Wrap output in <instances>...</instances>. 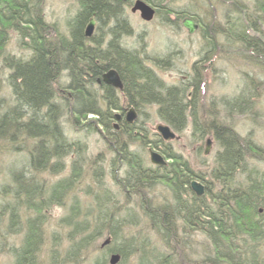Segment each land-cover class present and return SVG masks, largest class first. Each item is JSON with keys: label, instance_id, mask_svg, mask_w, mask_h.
Masks as SVG:
<instances>
[{"label": "trees", "instance_id": "1", "mask_svg": "<svg viewBox=\"0 0 264 264\" xmlns=\"http://www.w3.org/2000/svg\"><path fill=\"white\" fill-rule=\"evenodd\" d=\"M201 1L204 4L206 0ZM42 2L0 0V55L10 33L18 36L20 48L32 52L28 60L14 57L16 61L12 65L8 63V54L0 57L2 69L9 65L7 79L14 94L10 95L11 99L13 97L11 108L0 110V139L13 144L14 152L23 148L27 152L22 156L24 161L18 173L12 175V191L5 194H10V201L3 200L0 213L13 210L16 205L30 209L34 206L38 210L46 209L51 203L63 205L72 191H83L89 198L86 208H79L80 200L69 197L73 204L60 219L59 228L69 229L66 234L69 245L60 249V259L50 254L47 264H77L79 253L88 252V247L102 236H109L110 241L102 248L93 245L95 254L91 264H109V256L113 253L120 256L116 264H128L130 260L132 264H264V245L261 244L264 238V172L249 163L254 158L257 163L264 162V149L249 139H241L228 122L233 115L243 114L242 107L247 108L248 118L255 116L254 103L259 96L256 91L260 82L248 75L249 92L211 101L203 109V99L196 98L198 84L191 89L184 83H176L175 89L164 90L163 81L149 69H143L134 57L112 52L111 42L104 48L101 32L85 37L84 24L92 13L103 25H110L113 35L120 31L131 33L124 19V6L132 0H77L74 13L66 19L64 31L45 22L40 9ZM243 7L242 1L241 4L234 2L228 11L222 10L219 23L211 17L209 22H203L198 13L166 10L176 15L174 24H178L180 17L192 16L205 41L213 43L221 36L229 46L236 44V59L245 60L264 75V0H251L248 12H243L241 18ZM167 11L161 10V13L164 15ZM166 21L165 18L163 23ZM85 41L89 42L87 46ZM125 62L129 64L128 79L123 76L129 105L138 109L154 104L157 117L176 131L182 130L189 118L193 125L192 137L198 142L208 135L213 138L216 151L206 177L199 171L194 172L181 158L180 164L179 156L174 158L167 144L163 146L162 143L161 152L171 156L172 162L165 167H145L141 157L126 147L133 143V129L125 134L112 129V111L120 104L116 90L104 83H101L103 91L100 93L98 88L90 93L87 87L97 85L101 72L110 67H117L122 76L119 63ZM64 72L69 76V88L74 97L73 106L66 115L56 111L48 101L50 87L53 92V85ZM62 118L74 121L70 129L73 142L65 138ZM132 126L143 133L140 138L143 147L148 128L145 130L138 123ZM106 131H110L108 135L112 137L107 146L114 147L115 159L122 164L118 166L121 173H112L114 191L103 185V167L94 165L98 156L91 160L83 151L88 135L96 132L101 136L100 133ZM19 135L23 143L34 140L32 146L10 142ZM121 136L123 141L118 140ZM70 155L73 158L68 175L52 183L35 179L34 173H60L65 158ZM24 166H28V174L22 171ZM78 170L85 174L80 176ZM86 176H90L91 186L84 183ZM191 179L205 185L202 196L197 197L190 191ZM43 216L40 214L36 223L27 219L20 245L9 250L12 264L40 263L33 252L40 250L39 244L44 237L42 223L46 218L42 219ZM17 218L13 213L7 215L4 233L2 230L1 233H17L12 232L19 228ZM134 228L136 230H132Z\"/></svg>", "mask_w": 264, "mask_h": 264}, {"label": "rangeland", "instance_id": "2", "mask_svg": "<svg viewBox=\"0 0 264 264\" xmlns=\"http://www.w3.org/2000/svg\"><path fill=\"white\" fill-rule=\"evenodd\" d=\"M76 1L77 0H43L40 9L44 14L45 22L48 25H56L58 29L64 31L66 19L71 16V14H73L76 9ZM157 1L171 9L180 11L182 10L186 12L189 11L193 14L198 13L199 18H203V22H209L211 17L216 23L222 21V10L228 11L227 8H229L231 4L237 1L239 2V4H241L242 1V4L244 6L243 10H240V16L241 18H243V12H248L251 2V0H206L205 3L202 4L201 0ZM208 11L212 14L205 15L206 13L204 12ZM126 13L128 15L127 18L129 21V25L133 30V33H130L132 36H125V38L122 39L126 41V44L129 42L128 44L130 46H135V41H137L136 34L139 32L140 40H143L145 42L144 46H146V51L149 52L148 54H150L151 56H155L152 54L162 52L164 50V44L166 41H172L176 43L177 46H173V48L176 50V53L173 52L172 54L173 66L175 69L171 70V75L174 74V77L172 76L173 79L176 75H178V73H180L179 71L184 72L185 69L189 70L190 64L195 59L202 58L203 61H207L209 60V58H211V56L216 55V58L208 63L211 68V72L210 70H208V73H206L205 86L203 87V91L201 92L202 97L205 100L204 106L202 107L203 109L207 108V106L211 104V101L218 102L222 97L229 98L232 96H237L241 93L249 92V89L251 87L249 84V76L254 77L257 81H259L261 84L257 88V94L259 96L256 98L254 103V108L256 110L255 116L248 118L247 108L245 109V107H242L241 109L243 110V114L233 115L232 119H229L228 122L232 125L233 129L241 139H249L256 146L264 149V75H262L259 71H255V69H253L251 65L244 62L245 60L239 61L231 57H234V52H232L231 47H238L236 44H231L232 46H229L228 42L222 39L221 36H217V39L213 43L207 45L206 41L203 39V37H201V31H196L192 34L187 33L183 26L180 25V20L182 19V17H180L178 21V26L180 28H175L172 23H168V25L163 23L164 18L161 14H156L155 18L147 23L140 20L137 13H130L129 10H127ZM164 15L167 17L166 14ZM13 35L14 34L11 33L8 35V42L4 47V50H2V54L0 55V57L3 58L5 56L4 54H11L15 57H27V52H23L20 49V47L17 45V38L15 35ZM180 51L184 52L183 57L177 55V53ZM192 52H196V54H192ZM199 65L202 68L201 63ZM166 70L167 71L163 73V77L165 79H170L171 76H169L168 74L169 70ZM245 74H247V76ZM6 75L7 72L2 69L0 63V107L2 108L5 107L4 104H13V97L12 99L10 97L11 88L9 87ZM175 79L178 80L177 78ZM62 81L63 78H60L57 83H60ZM91 86L93 85H90L89 87L91 88ZM54 87L57 90L60 89V87L57 85H55ZM120 104L123 103L120 101ZM143 106L145 107H143V111L141 113L137 114L135 124H143L145 121V125L147 124L146 126L148 128V131H150L152 130L153 126L156 123L161 122V120L157 117L156 112L154 111V108H156L155 105L150 106L147 109H145L146 104ZM117 111L118 110L112 111V114ZM72 121H68L66 118H62L61 125L65 129L64 133H68V130L71 129V126H73L74 124V121ZM110 124L111 126L115 124V120L113 118L111 119ZM192 126L193 125L188 118L184 128L182 130H179L177 133L180 138L178 140L169 142L168 150L176 152L174 154V158L178 157L179 154L182 160H185L194 172L199 171L205 174L204 177H206V175H208L209 173L210 167L213 164L216 144L213 141L208 155H203L206 137L202 141L198 142L195 137H192ZM112 129L117 131L115 128H113V126ZM151 132L152 131L149 132L150 137ZM105 133H107V135H105ZM105 133H100L101 136L96 132L88 135L87 138L84 139L83 151L85 156L90 157L91 160L95 159L94 157L98 155V159L95 160L94 165L95 167H103L102 171L105 174L103 185L114 191L116 186L112 180V173H121V170L118 171L119 167L118 162L115 159V154H113V151L111 149L107 148L106 142L103 139L104 137L107 141H109L112 138L109 136L110 131H106ZM29 136L30 135H28V137ZM70 136L73 135L69 134V137ZM21 138L22 136L19 135L15 140H10V142L14 143V145H18L20 144V142L23 143V140H21ZM136 138L138 137L133 136L131 138L133 139V143H131L132 148L135 149V153L141 157L142 163L145 166L151 165L149 162L148 153L149 146L143 143L144 146L142 147L140 141L136 140ZM24 143H26L27 146L31 147L34 143V140L29 139L27 141H24ZM24 143L22 145H24ZM12 145L13 144H10L5 139H0V204L7 200L10 201V194H8L9 196L5 195L12 191L13 185L9 180L14 173H18V170L21 167L22 162L24 161L22 156L25 153L27 154L25 148H23V150H21L20 152H14V148H12ZM163 148L164 147L161 145L160 147L153 149L161 152ZM250 157H254V155H251ZM72 158L73 156H68L65 158L64 169L60 173L56 175H52L48 172L40 174L34 173L35 179L37 181L52 183L58 180V178L68 175L71 164H68V161H70ZM174 160H177V158ZM249 163L251 166L256 167L258 168V170L264 172V162L257 163L256 159L254 158L250 159ZM23 165H26V163H24ZM23 170L27 172L28 166H24L22 171ZM78 174L82 176L85 173H81L80 170ZM24 177L27 178L28 175H24ZM89 178L90 176H86L84 178V183H87L91 186ZM5 186H7V189L4 192L3 188ZM81 188H84V184ZM156 193L158 196L162 195V192H160L159 194L158 192ZM69 197H73L76 201L77 199L78 201L80 200L79 208H86L89 198L85 196L82 190L77 189L75 191H72ZM69 197H67V200L64 201L65 203L63 205H56L51 203L47 205L48 207L46 209L43 210H38V208L34 206H32L33 209L24 207V205L14 206V211L12 213L14 215L17 214L18 220H21L19 228H16L12 231L17 232L15 234L12 233L9 235L1 233V230L4 233V224L6 223L8 215V210L2 211L0 213V264L13 263L12 253L9 250L20 245L21 237L26 232V222H24V220L29 218L32 223L39 222L37 217L40 214L44 215L42 219L46 218V220L44 223H42L44 237L39 244L40 250L35 249L33 252V254H35L36 261L37 263L40 262L39 264H47V261L50 258V254H53L54 256H57L58 259H60V249L63 247H67L70 242L68 239H66V234L69 229L59 228L60 219L65 216L67 209L71 204ZM47 203L48 202H46V204ZM260 210L262 211L261 207ZM132 230H136V228ZM52 235H54L55 237L52 238ZM104 239L105 236H102L94 244L88 247V252L85 251V253H79L77 264H91L92 256L93 254H95V251H93V245L99 246L104 241ZM261 244L264 245V238L261 239ZM197 246L201 247L202 245L197 244ZM55 253H58L59 256ZM199 253L198 256L202 254ZM194 258H197V256H195ZM133 260L135 261L134 258ZM127 263L132 264L133 262L132 260H130Z\"/></svg>", "mask_w": 264, "mask_h": 264}, {"label": "bare ground", "instance_id": "3", "mask_svg": "<svg viewBox=\"0 0 264 264\" xmlns=\"http://www.w3.org/2000/svg\"><path fill=\"white\" fill-rule=\"evenodd\" d=\"M94 19H95V22H96V24H97V30L99 31V33L103 30V29H106V30H108L107 32H106V39L105 38H103L102 37V41L104 42V43H106V45L107 46H109V44H110V41L111 40H113V41H120L121 43L120 44H116L115 46H112L111 47V49H112V52H119V53H122V54H124L125 56H128V57H134L135 58V60L137 61V62H139L140 64H141V66L143 67V69L145 68V69H147L148 70V67H147V63H148V59L150 58V54H148L149 52H147L146 51V46H145V48L143 47V46H141V45H138V44H135V46H130L128 43L126 44L125 42L126 41H124V40H122L123 38H125V36H129V35H131L130 33L129 34H126L125 32H123V31H120L117 35H113L111 32H110V30L112 29V28H109V26L110 25H107V26H105V25H103L99 20H98V18L96 17V15L94 16V13H92V15H91ZM90 17V16H89ZM165 24H167L168 25V23H172L171 21L169 22L168 20L166 21V22H164ZM89 24V21H87L84 25H85V27H87V25ZM34 25L35 26H38V28H40V26L39 25H37L36 23H34ZM93 25H94V21H93ZM92 25V26H93ZM172 25L176 28H178V26L176 25V24H174V23H172ZM31 27V26H30ZM51 32V30H50V28L48 29V32ZM118 31V30H117ZM14 35L16 36V34L14 33ZM13 35V36H14ZM112 36V37H111ZM132 36V35H131ZM9 37V36H8ZM7 37V38H8ZM18 36H16V38H17ZM208 37H210L211 38V40H212V37L210 36V34H208ZM18 39V38H17ZM140 39V38H139ZM137 40H138V37H137ZM7 42H8V40H7ZM89 42L88 41H85V46H87V44H88ZM206 43H207V45H210L211 43H212V41H211V43L209 42V40L207 39V41H206ZM7 44V43H6ZM6 44L4 45V47L6 46ZM144 44V43H143ZM17 45H18V43H17ZM106 46V47H107ZM173 46H177L176 45V43L175 42H173L172 44H165L164 45V49L165 50H167L168 52H171V53H173V52H175L176 53V50L173 48ZM23 52L24 51H26L27 52V57H25V58H23V57H15V56H12L11 54H8L6 57H7V59H8V63L10 64V65H12L13 64V62L14 61H16V59H14V57L15 58H20V59H22V60H28L29 59V57H31L32 56V52H30V51H27V50H23L22 48H20ZM1 50H4V48H2ZM231 50H232V52H234V55H235V51H234V47L232 46L231 47ZM184 52H182V51H180V52H178L177 53V55H180L181 57H183V54ZM161 54V52H158V53H153L152 55H155L157 58H159V56L158 55H160ZM5 55V54H4ZM163 56V55H162ZM232 58H234V59H236V57L234 56H231ZM122 59V58H121ZM2 59H0V62L2 63V61H1ZM123 60V59H122ZM127 60V59H126ZM126 60H124V61H126ZM196 60V59H195ZM214 59H210L209 58V60H207V61H203L202 60V58H198L197 59V72H196V70H195V68L193 67V66H191L190 65V68H189V70H184V72H183V74H185V75H188V74H194V76L192 77V81L194 82V84L196 83V84H198V90L196 91V98L198 99V101H199V99L201 98H203L202 97V90H201V88H203L204 86H205V80H206V78H205V74L206 73H208V70H210V72H211V68H210V66H209V64L208 63H210V61H213ZM240 61H242V60H240ZM245 62V61H244ZM201 63V65H202V68L200 67V64ZM119 66L121 67L120 69H122V78H123V76L124 77H126L127 78V75H126V72H128V66H129V64H128V62H125V63H119ZM253 69H254V67L253 66H251ZM117 68V67H116ZM4 70L8 73V71H10V68H9V65H6L5 66V68H4ZM108 69H106V70H103L102 72H101V75H99V77L97 78V80H96V82H97V85H94V86H96V87H93V86H91V88L90 87H87V90H89V92L90 93H92V90L94 91H96V89L98 88V93H100V91L102 90L103 91V88L101 87V83H104L105 85H108V84H106L105 82H103L102 81V78H101V76H102V74H105V72L107 71ZM117 70L119 71V69L117 68ZM256 71V70H255ZM60 78H63V81L62 82H60V83H63V82H67V81H69V76H67V73H62L61 74V76H60ZM59 78V79H60ZM6 79H7V75H6ZM128 79V78H127ZM20 80V79H19ZM7 81H8V79H7ZM73 82L75 83L76 81L75 80H73ZM199 82V83H198ZM60 83H55L54 85H53V92H51V87H50V94H49V96H48V101H50V103L52 104V106H53V108L56 110V111H59V112H62L63 114H67V111L71 108V105H70V103H71V101L67 98V97H64V96H60L62 93L59 91V90H57L54 86L55 85H57L58 86V84H60ZM8 84H9V82H8ZM183 85H185V84H183ZM109 86V85H108ZM161 87L162 88H164V90L165 89H167V88H171V89H175L176 88V83L175 82H171V83H165V82H163L162 84H161ZM11 90V94L10 95H12V96H14V94H13V91H12V89H10ZM105 92V91H104ZM256 94H257V91H256ZM258 95V94H257ZM233 97V96H232ZM230 98V97H229ZM4 108H2V107H0V110L1 111H5V110H9L10 108H11V106L12 105H9V104H4ZM134 108H135V110H136V112H137V114L138 113H141L142 111H143V107H145V106H142V107H140V108H136L134 105H132ZM150 106H154V104H146V108L145 109H147L148 107H150ZM151 108H153V107H151ZM150 108V109H151ZM154 111L156 112V108H154ZM123 121V120H122ZM124 123V125H128L126 122H123ZM141 125H143V127L145 128V130H147V127H146V125H145V121H144V123L142 124V123H140ZM144 130V129H143ZM148 131V130H147ZM135 132V133H134ZM133 133H134V136H136V137H138V138H136V140H138V141H140V138L142 137V134L143 133H141V132H139V131H137V128H135L134 129V131H133ZM69 134H72V131L71 130H68V133H65V138H66V140H68L69 142H73L74 141V138H73V136H70L69 137ZM73 135V134H72ZM140 135V136H139ZM150 134H149V131L148 132H146L145 133V135H144V138H145V141H146V145H148L150 148H157V147H160L161 145V141L159 140V139H157L155 136H153L152 134H151V137L149 136ZM152 145V146H151ZM158 145V146H157ZM156 146V147H155ZM164 155V159H165V161H166V164L168 165L169 163H171V162H169V161H172V159H171V156H168L167 154H163ZM12 179H13V177L11 176V179L9 180L10 181V183L12 184ZM69 200H72V199H69ZM76 201V200H75ZM70 203L71 204H73V202L72 201H70ZM80 205V204H79ZM8 210V216H9V214L11 215L12 214V212L14 211V208H13V210H10V209H7ZM16 217H18L17 216V214L15 215ZM27 219H29V218H27ZM27 219L26 220H24V222H26V223H28L27 222ZM17 220H18V218H17ZM30 220V219H29ZM28 220V221H29ZM23 222V223H24ZM18 223L20 224L21 223V220H18ZM108 240V242L110 241V237L109 236H105V240Z\"/></svg>", "mask_w": 264, "mask_h": 264}, {"label": "flooded vegetation", "instance_id": "4", "mask_svg": "<svg viewBox=\"0 0 264 264\" xmlns=\"http://www.w3.org/2000/svg\"><path fill=\"white\" fill-rule=\"evenodd\" d=\"M145 3H147L149 6H151V8L153 9V15H152V18H151V20H153L154 18H155V16H156V14H161L162 15V17L165 19L166 18V20H168L169 22L171 21V22H173L174 20H176L177 18H176V15L175 14H171L170 13V15H169V13H168V11L166 10V9H168V7H166V6H162V5H160L159 3H158V1H155V0H143ZM134 3H135V0H132V2L130 3V4H126V6H124L125 7V12H124V19L126 20V22H127V24H129V21H128V18H127V13H126V11L127 10H129L130 11V13H137L138 14V16H139V18H140V20H142L143 18H141L140 17V14H139V12L138 11H132L131 10V8H132V6L134 5ZM162 7V8H161ZM122 9H123V5H122ZM169 9H171V8H169ZM161 10H164V11H167V12H165V14L167 15V17L165 16V15H163V13H161ZM182 11V10H181ZM182 13H185L184 11L182 12ZM90 18H92L93 19V21H94V25L92 26V32H91V34H90V36H88L87 38H90V37H92V35L93 34H96V33H98L99 31L97 30V24H96V22H95V19L92 17V16H90L89 17V19ZM89 19H88V21H89ZM151 20H145L144 21V19L142 20L143 22H149V21H151ZM164 21V20H163ZM177 26H178V24H176ZM130 26V25H129ZM179 27V26H178ZM198 27H199V24H198ZM110 28V27H109ZM180 28V27H179ZM197 30H198V28H197ZM108 30H106V29H103L102 31H101V34H102V37L103 38H105L106 39V32H107ZM130 31L133 33V30H132V28H131V26H130ZM118 34V33H117ZM136 36L138 37V40L137 41H135V43L136 44H138V45H141V46H143L144 48H145V46H144V44L143 43H145L143 40H140L139 38H140V35H139V32L136 34ZM112 37V36H111ZM111 42V47L112 46H115L116 44H120L121 42L120 41H110ZM173 42L172 41H166L165 42V44H172ZM164 44V45H165ZM102 45L104 46V48L107 46L106 45V43H102ZM193 53H195L196 54V52H192V54ZM172 54L173 53H171V52H168L167 50H163L162 52H161V54L160 55H158L159 56V58H157L156 56H151L150 55V58L148 59V63H147V67H148V69L151 71V72H153L156 76H158L163 82H165V83H171V82H175V83H179V84H185V86H187L188 88L190 87L191 89H192V86H193V89H195L194 87H195V84H194V82L192 81V77L194 76V74H188V75H185V74H183V72H181V71H179L180 73H178V75H176L175 76V78H177L178 80H176L175 78L173 79L172 78V76L174 77V74H172L171 75V73H172V71L171 70H175L174 69V66H173V61H172ZM163 55V56H162ZM191 66H193L194 68H195V70H196V72H197V59L196 60H194L191 64H190ZM114 70H115V72H116V74L120 77V80H121V84H122V86H121V88L120 89H114L113 87V89L114 90H116V96H117V98H118V100L119 101H121L123 104H119L117 107L118 108H116L115 110H113V111H116V110H118L117 112H119V114H120V118L118 119V121H117V124L115 125H112L116 130H117V132L119 133V134H125V133H127L130 129H133V131H134V129L136 128V126H132V125H135V124H132V125H124V123L123 122H125L124 121V114L130 109V108H132L133 106L132 105H129L127 102L129 101L128 100V95H127V92H126V90H125V84H124V81H123V78H122V76H121V74H120V72L117 70V68L116 67H112ZM166 69H168L169 71H168V74H169V76H171V78L170 79H165L164 77H163V73L165 72V71H167ZM69 82H70V80L69 81H67V82H63V83H60L58 86L60 87V89H59V91L62 93V95L64 96V97H67L70 101H71V103H70V105H71V108H72V106H73V101H74V97H73V93H72V90L69 88ZM110 86V85H109ZM127 98V99H126ZM128 100V101H127ZM135 109V108H134ZM136 111V110H135ZM121 112V113H120ZM123 120V121H122ZM135 133V132H134ZM134 133H133V135H134ZM118 140H120V141H123V137L121 136V137H118ZM127 147V149H128V147H129V145H127L126 146ZM111 150H114V147H112V149ZM174 153H176V152H174ZM178 158H179V160H180V164H181V156L178 154ZM181 158V159H180ZM172 162V161H171ZM122 164H121V161H120V163L118 164V166H121ZM119 169H120V167H119ZM118 171H120V170H118Z\"/></svg>", "mask_w": 264, "mask_h": 264}, {"label": "water", "instance_id": "5", "mask_svg": "<svg viewBox=\"0 0 264 264\" xmlns=\"http://www.w3.org/2000/svg\"><path fill=\"white\" fill-rule=\"evenodd\" d=\"M132 11L138 10L140 12V16L141 18H143L144 20H150L152 18L153 15V10L149 5H146L143 1L141 0H136L134 5L131 8ZM183 26L186 27V29L188 30L189 33L193 32L196 29V24L193 23V21H191L190 19H186L182 22ZM92 25H93V20L90 19L89 20V24L87 25V27L85 28V36H89L92 32ZM109 73H113V72H109ZM110 75V74H109ZM106 81H110V78H106ZM134 119V116L132 114L127 113L126 116V120L128 122L132 121ZM155 130L161 135V137L165 140H170L174 138V134L170 131V129L162 124H157L155 126ZM207 148L205 153H207ZM150 153V162L152 164L155 165H163L164 161L162 159V157L154 152V151H149ZM190 188L191 190L197 195L200 196L203 194L204 188L203 185L197 181H191L190 182ZM108 240H104V242L101 244V246H103L104 244H107ZM119 260V255L118 254H112L110 256L109 259V264H116Z\"/></svg>", "mask_w": 264, "mask_h": 264}]
</instances>
